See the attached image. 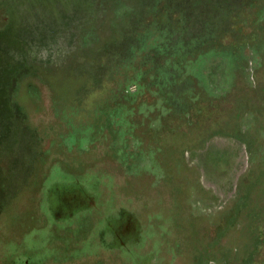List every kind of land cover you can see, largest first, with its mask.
Returning <instances> with one entry per match:
<instances>
[{
	"label": "flooded vegetation",
	"instance_id": "flooded-vegetation-1",
	"mask_svg": "<svg viewBox=\"0 0 264 264\" xmlns=\"http://www.w3.org/2000/svg\"><path fill=\"white\" fill-rule=\"evenodd\" d=\"M226 1L228 38L172 45L187 52L170 72L123 75L111 90L123 121L79 130L67 151L87 158L73 166L47 159L24 212L0 227V244L30 258L0 264H264V0Z\"/></svg>",
	"mask_w": 264,
	"mask_h": 264
},
{
	"label": "rangeland",
	"instance_id": "rangeland-1",
	"mask_svg": "<svg viewBox=\"0 0 264 264\" xmlns=\"http://www.w3.org/2000/svg\"><path fill=\"white\" fill-rule=\"evenodd\" d=\"M228 11L225 0H0V227L24 212L47 159L62 155L60 161L73 166L78 156L87 158L86 152L67 151L74 135L84 137L79 130L87 133L93 121H123L124 102L111 93L113 83L120 86L133 71L164 74L166 61L179 57L172 45L229 35ZM27 80L40 83L33 85L40 95L26 92ZM174 88V107L184 112L189 98L179 92L181 86ZM38 97L44 111L33 107ZM199 124L208 125L203 116ZM199 127L177 133L193 137ZM256 228L259 244L263 225ZM15 254V248L0 244V262L30 258L23 253L18 260Z\"/></svg>",
	"mask_w": 264,
	"mask_h": 264
},
{
	"label": "trees",
	"instance_id": "trees-1",
	"mask_svg": "<svg viewBox=\"0 0 264 264\" xmlns=\"http://www.w3.org/2000/svg\"><path fill=\"white\" fill-rule=\"evenodd\" d=\"M228 30H229V29H228ZM229 32H230V31H229ZM228 34H230V33H228ZM228 36H229V35H226L225 33H218V34H216L212 39H210V40H212V41L207 42V43L219 42V41H221V40H223V39H225V38H228ZM207 43L202 44V45H209V44H207Z\"/></svg>",
	"mask_w": 264,
	"mask_h": 264
}]
</instances>
